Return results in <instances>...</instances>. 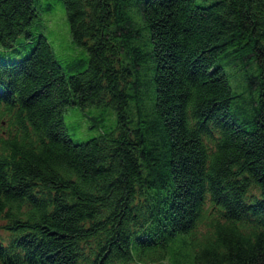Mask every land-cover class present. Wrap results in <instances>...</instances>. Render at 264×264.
Returning a JSON list of instances; mask_svg holds the SVG:
<instances>
[{"label": "trees", "instance_id": "trees-1", "mask_svg": "<svg viewBox=\"0 0 264 264\" xmlns=\"http://www.w3.org/2000/svg\"><path fill=\"white\" fill-rule=\"evenodd\" d=\"M199 1L63 0L68 74L0 0V264H264V0Z\"/></svg>", "mask_w": 264, "mask_h": 264}, {"label": "rangeland", "instance_id": "rangeland-1", "mask_svg": "<svg viewBox=\"0 0 264 264\" xmlns=\"http://www.w3.org/2000/svg\"><path fill=\"white\" fill-rule=\"evenodd\" d=\"M33 1L39 15L32 26L33 33L35 36L39 33L46 36L57 60L65 71L71 74L68 70L69 65L79 60H88L89 53L86 49L77 46L72 39L63 0ZM199 2L204 1L200 0ZM33 47L24 44L21 50L26 55ZM1 57L7 58L8 56L1 55ZM8 58H12V56ZM228 72L231 73L233 88L237 90L240 82L239 77L236 76L237 74H233L234 72L231 70ZM65 121L71 138L77 143L87 142L101 134L115 130L118 123L115 110L109 106L70 107L65 113ZM2 225L3 222H0V239H6L8 234L1 228ZM191 261L192 256H187L184 263L191 264Z\"/></svg>", "mask_w": 264, "mask_h": 264}]
</instances>
